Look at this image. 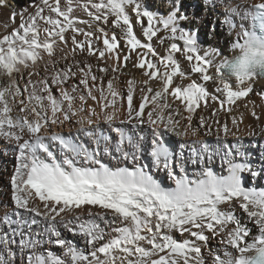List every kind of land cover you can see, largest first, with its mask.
I'll return each instance as SVG.
<instances>
[{"label": "snow or ice", "instance_id": "snow-or-ice-1", "mask_svg": "<svg viewBox=\"0 0 264 264\" xmlns=\"http://www.w3.org/2000/svg\"><path fill=\"white\" fill-rule=\"evenodd\" d=\"M6 3L0 0V5ZM204 3L210 11L224 8L221 26L229 33L237 27L236 17L247 21V26L239 25L231 42V59L218 62V51L202 52L196 34L182 26L194 22L182 14V0H172L166 17L147 10L140 0H40L26 18L19 14L18 27L0 36V75L9 77L7 84H0V140L11 146L14 156L8 181L14 208L0 216V229L8 228L0 236V264L17 260L19 264H264V187L256 183L257 178L264 180V152L257 164L237 137L236 144L225 142L216 148L194 140L185 157L184 143L176 153L175 145L162 139L169 133L196 137L203 129L206 136L215 134L219 144L221 132L235 136L227 122L215 119L220 111L230 115L250 94L264 105V86L259 83L264 80V0ZM77 10L89 19L75 16ZM16 15L10 19L15 21ZM109 20L119 35L101 26ZM57 52L65 61L63 67H57ZM69 53L72 63H67ZM77 53L112 59L111 68L97 69L105 74L121 72L131 63L145 77L143 86L136 89V81L130 79L122 93L114 87L113 75L105 90L103 77L93 74L91 64L76 60ZM22 69H30L26 77ZM77 72L78 83L69 91L65 85ZM14 73L24 80L22 87L11 80ZM184 79L190 81L186 86ZM81 91L86 94L74 95ZM135 91L141 94L138 104ZM88 99L97 102L99 113L87 106ZM250 102V115L259 120L257 105ZM213 103L217 107L211 117L199 116L194 126L197 110ZM84 111L90 114L87 124L99 116L116 133L111 150L114 138L97 136L94 129L84 127V118L77 121L78 133L92 141L94 149L79 136L52 131ZM121 111L125 113L121 125L143 131L146 124L150 137L136 138L115 127ZM242 121L243 115L239 120L233 116L231 123L238 129ZM189 164L196 166L191 174ZM157 174L171 183L166 185ZM40 223L45 226L35 234L41 239H36L31 226ZM21 225L29 229L27 237ZM61 228L82 237L85 248L66 239ZM214 238H220L222 251L211 247ZM44 243L61 251L43 249Z\"/></svg>", "mask_w": 264, "mask_h": 264}, {"label": "bare ground", "instance_id": "bare-ground-1", "mask_svg": "<svg viewBox=\"0 0 264 264\" xmlns=\"http://www.w3.org/2000/svg\"><path fill=\"white\" fill-rule=\"evenodd\" d=\"M19 1L20 0H7L6 5H0V23H5L7 26L5 29L0 28V36L5 35V34H9L13 31L14 28L18 27V25L20 23L19 14H24L25 18H26L28 13L34 12V10L32 8H30V6H28V5H31L32 0H26V1H28L27 2L28 5L26 4V6L23 9L19 7V3H18ZM149 1L150 0H140V3L145 8V6L149 3ZM37 2L38 3L33 2L32 5H35V4L38 5L40 3L38 0H37ZM156 2L158 3V6L153 5L154 9L152 6L151 7L152 9L150 11H153L158 16L166 17L167 14L169 13L170 9H171L172 0H156ZM234 2H235V0H234ZM248 2L249 3H258V2H262V0H248ZM182 3H187L182 8V9H185V12H183L182 14H186L187 16L194 18L193 23H188L187 21H185L182 23V26L185 28V30L193 32L196 34L197 39H198V43L201 45L202 52H203V50H208V51L216 50V51H218L220 53V55L217 57L218 62L222 58L231 59L233 54H234L231 50V47H230L231 42L236 39V32L240 31L239 25L241 23H243L245 26H247V21H241L239 19V17H236L235 23H236L237 27L232 33H229L226 26H223V27L221 26L223 23V20H224V8L220 7V8H217L215 11H210L209 8L205 6L204 0H182ZM203 7H205V8H204L203 14L201 16L194 15V11H195L194 9L203 8ZM156 9H158V10H156ZM77 11H75L77 13V14L75 13L76 16H78L81 19H89L82 11H79V10H77ZM128 11H129V13H131V11H132L131 6H129ZM13 14H17L15 21L10 19V17L13 16ZM208 18H210V20H212V22L215 23L216 28H215L214 32H213V30H211V31L208 30V32H206V34H205L207 36L203 37V34H201V32L199 30H200V28H202V26L205 24V22L207 21ZM144 22L146 24V18H144ZM133 23H135V17L134 16H133ZM79 26L85 27V25H82V24ZM101 26L106 27L107 29H109L110 32L115 31L117 33V35H119V29H113L112 28L111 20H109V23L107 25H101ZM41 27H43V24H41ZM161 31H163L162 26H161ZM134 32L136 35L140 36V28L139 27H135ZM42 35H43V33H42ZM68 35H69V45H70V43H71L70 35L71 34L68 33ZM140 38L144 39L142 36ZM77 39L83 40V37L78 36ZM97 46L102 47V44L97 45ZM158 50L161 52V54H163L162 48H160ZM121 54H123V52H121ZM60 55L61 54L59 52H57L56 59L59 60L58 64H57L58 68L63 67L65 64L64 60H60ZM45 59H47L46 55H45ZM75 59L83 61L87 64H91L93 74L97 75L98 77H103L105 90L107 88V80L111 79L113 77V75L116 76V79L113 80L114 87L122 93L126 92L127 81L130 79H134L136 81V85H135L136 89H139L140 87L143 86L142 81L145 79V77H143L141 75V70L133 68L131 63H128L127 67L124 68L121 72L113 74L111 71H109L107 74H105V73L97 71V69L99 67L111 68V66L114 65V61L112 59H108L107 61L97 60V58L95 56H88L86 53L85 54L77 53ZM133 60H135L134 55H133ZM72 62L73 61L71 58V54L69 53V60L67 61V63H72ZM184 67L187 68L188 66L184 65ZM24 70L25 69L21 70L23 72V74H24ZM29 70L30 69H28V71ZM25 71H26L25 73H27V70H25ZM74 71H75V69H74ZM14 76L17 77V76H19V74L14 73L13 76L11 77V80L14 79ZM6 78H7L6 80H8V82H9V77L6 76ZM35 79H38V77H35ZM78 80H79V73L77 72V77H74L73 80L69 82V84L65 85V87L70 91L71 85L78 83ZM188 82H190V81L187 79L183 80V83L185 84V86ZM99 83H100V81H97V84H99ZM259 83L261 86H264V80H261ZM23 84H24V82H23ZM53 87H55V86H53ZM80 87H81V90H83V86L81 85ZM153 87H155V85H153ZM93 93L95 95H97V97L99 98V93L95 89H93ZM54 94H55V92H54ZM80 94H86V93L84 91H81V92L75 93L74 95L78 96ZM56 95L58 96V92H56ZM140 95L141 94L139 91L134 92V102L136 104H138L140 102ZM250 101H254L255 104L257 105L256 111L260 116L259 120H255L250 115V111L252 109V104ZM246 102L248 103L247 107L244 106ZM76 103H77V106H79V101H77ZM176 103L180 104L179 101H177ZM87 106L94 107L98 113L100 112V106L97 104L96 101H92L91 99H88ZM216 107H217V105L213 103V104H211L210 107L198 109L197 115L193 119V125L194 126L197 125L199 116H204L205 118L211 117V113H212L213 109ZM17 114H18V111L16 109H14L13 110V116H15ZM89 115L90 114L87 111L81 112V113H79L78 116L73 117L71 121L65 122V124L63 126L54 127L52 129V131L59 132L65 136L71 135L73 138L79 136L80 139L86 145H88L94 149L97 146L92 141H90L87 137H85L83 135V133H78V129L80 128V125L77 123V121L81 118H84V120H85L84 127L85 128L94 129L97 133V136H99L101 133H103L104 135H109V136H112L114 138L113 141L109 144V148L111 150L112 144H114V142H115L116 133L114 131H112L109 128V126L106 123H104L103 120L99 116L92 117L93 123L91 125L87 124L86 121H87ZM241 115H243V121L239 124V127L237 129L231 123L232 117L235 116L237 118V120H239ZM124 118H125V113L123 111L119 112L118 113V119L116 120L114 126L124 128L125 132L129 135L135 134L136 138H138L139 136H149L150 137L151 129L148 127V125H146V124L142 125L141 127L143 128V131H141L140 127L133 128L130 125H121L120 120L124 119ZM215 119H219L221 121V123L227 122L231 131L233 133H235V136L229 135V136L225 137L223 132H221L220 133V143L218 144L215 134L206 136V135H204V130L201 129L199 135L196 137H193L191 135L182 136V137H175L171 133H169V134L163 136L162 139L166 143H169L170 146H171V144H174L175 148L176 147L179 148V144L184 143L186 145V147L183 149V152L185 154V157H187L191 151V147L193 146L192 142L194 140H205L210 145H212L213 148H216V147L222 146V144L225 142L228 143L229 146L234 145L237 143V137H238L239 142L243 145L242 150L245 152L251 153L252 158L258 164L260 162L259 157H260L261 153L264 152V105H262L260 98L256 95L250 94V96L247 98L246 101L237 102V106H235L233 108V111L230 115L224 111H220L218 117H215ZM183 123H184V121L181 120V125H183ZM213 132H215V125H213ZM104 146H105V144L101 140L100 145H99V148L101 151L103 150ZM10 149H11L10 145L6 146V142L4 140H0V216H2L5 212H8L9 214H11L12 209L14 208V205L12 204L11 199H10L11 193H10V186L8 183L9 178L12 175V170H13V165H14V156H13ZM180 151H181V149L179 148V152ZM187 152H188V154H187ZM105 159L107 160L106 157H105ZM144 162L147 163L148 161L145 160ZM111 163L114 164L116 162L111 161ZM214 163H215V170H217V168H218L217 171H219L220 166H221L219 157H216ZM195 167L196 166H193L191 164H189V166H188V168H190V169H195ZM192 171H189V173L191 174ZM1 173H3L2 176H1ZM156 178L162 179L166 185L171 183L170 181L166 182L163 179V175H161V174H157ZM256 183L259 187H264V180H260L259 178H257ZM249 186H251V185H249ZM5 203L7 204V207H4ZM237 214H239V213H237ZM85 215H86V213H85ZM25 218H28V217L26 216ZM13 219H17V217H15L13 215ZM37 219L39 220L40 218H37ZM44 226H45L44 223H40L39 225H32L31 226V233H32L34 238L41 239V237L35 236V234L42 232ZM13 227H17V226L13 225ZM20 228L22 231H24L25 236L27 237L29 234V229L23 225H21ZM60 230L66 239L74 241V243L82 249L85 248V242H84L82 237L73 236L71 233H68L63 228H61ZM6 231H8L7 226H5L3 229H0V236H2L4 234V232H6ZM252 231H253V234L255 235L256 229H253ZM19 239H20V237L17 236L16 240L19 241ZM43 240L46 241L47 236H44ZM217 243L220 244V238H218ZM41 247L43 249H51L52 251H54L56 253H59L61 251L58 247L53 246V245H49L47 243L42 244ZM12 248L14 251H18L16 245H13ZM219 249L222 251L223 246L221 245V248H219ZM25 254L26 255L30 254V250L26 249ZM17 264H19V260H17Z\"/></svg>", "mask_w": 264, "mask_h": 264}, {"label": "rangeland", "instance_id": "rangeland-1", "mask_svg": "<svg viewBox=\"0 0 264 264\" xmlns=\"http://www.w3.org/2000/svg\"><path fill=\"white\" fill-rule=\"evenodd\" d=\"M39 2H40V0H38ZM27 2L28 1H26V0H20L18 3H19V7L20 8H24L25 6H26V4H27ZM32 3H31V5H28V6H30V8H32L33 10H35V6L37 5V4H35V5H32L33 4V2H36V3H38L37 2V0H32L31 1ZM187 3H183V7L186 5ZM153 5H156V6H158V3L156 2V0H150L149 1V3L145 6V8L147 9V10H151L152 8V6ZM204 6V5H203ZM182 7V8H183ZM204 8L205 7H203V8H197V9H194L195 11H194V15H196V16H201L202 14H203V11H204ZM153 9H154V6H153ZM156 10H158V9H156ZM181 11H182V13L183 12H185V9H181ZM78 12V11H77ZM156 12V11H155ZM76 12H74V15L76 16V14H75ZM145 23V22H144ZM213 24H215V23H213L212 22V20H210V18H208L207 19V21L205 22V24L202 26V28H200V32H201V34H203V37L204 36H207V35H205L206 34V32H208V30L209 31H211L212 30V25ZM3 25V26H2ZM7 26H6V24L5 23H0V28H2V29H5ZM216 28V27H215ZM57 61H59V60H57ZM26 71L24 70V76L26 77L27 76V73H25ZM27 72H28V70H27ZM18 77V78H17ZM17 77H15L14 76V79L13 80H15V81H17L18 83H19V85L22 87L23 86V82H24V80L23 79H21L19 76H17ZM7 78H6V76L4 75H0V84H7L8 83V80H6ZM34 80H35V77L33 78ZM21 81V82H20ZM53 91L55 92V94H56V89H55V87H53ZM175 152L176 153H179V148L178 147H176L175 148ZM187 154H188V152H187ZM188 170L189 171H192V170H194V169H190V168H188ZM217 170H218V168H217ZM3 175V173H1V176ZM163 179L166 181V182H169L168 180H167V177L166 176H164L163 175ZM218 242V238H214V239H212L211 241H210V245H211V247L213 248V249H217V248H221V245L219 244V243H217Z\"/></svg>", "mask_w": 264, "mask_h": 264}]
</instances>
